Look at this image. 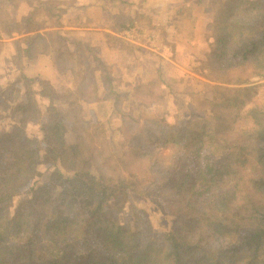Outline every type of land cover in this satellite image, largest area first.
I'll use <instances>...</instances> for the list:
<instances>
[{
    "label": "trees",
    "instance_id": "16d2710c",
    "mask_svg": "<svg viewBox=\"0 0 264 264\" xmlns=\"http://www.w3.org/2000/svg\"><path fill=\"white\" fill-rule=\"evenodd\" d=\"M2 1L21 7V0ZM198 2L213 14L207 29L214 33L201 69L211 61H234L264 79V0ZM37 3L19 19L0 7V30L19 35L13 40L18 66L23 69V57L53 53L62 74L79 76L81 67L93 71L86 56L80 59L92 49L72 44L59 29L60 18L54 17L60 1ZM124 19L116 17L117 30ZM21 69L14 81L0 84V122L5 107L24 115L0 132V264H264V109L251 107L252 126L242 129L222 112L249 99L253 86L246 78L235 77V87L211 86L215 95L199 100L208 106L177 119L169 130L161 126L156 134L132 136L133 156L146 162L140 178L134 171L112 173L97 126L88 127L78 110L81 101L99 99L95 81L63 111L54 102L51 82L27 77ZM31 121L38 124V137L26 132ZM145 121L160 125L155 118ZM157 144L174 150L168 164L154 161ZM220 154L227 159L218 164ZM248 163L249 171L235 174V165ZM159 180L165 181L169 231L154 236L131 214L121 222L128 192Z\"/></svg>",
    "mask_w": 264,
    "mask_h": 264
},
{
    "label": "rangeland",
    "instance_id": "374dc122",
    "mask_svg": "<svg viewBox=\"0 0 264 264\" xmlns=\"http://www.w3.org/2000/svg\"><path fill=\"white\" fill-rule=\"evenodd\" d=\"M204 40L206 43L201 41V45H196V53H194L196 58H191L186 62L187 64H184L186 71L183 68H171L168 71L164 69L160 72L155 69V65L160 61L155 58V54L143 52L144 54L140 56L142 64L137 74L138 83L134 82L136 78L123 76L120 71L108 70L106 67L101 69L102 67L96 59L92 66L99 70L88 71L81 67L79 76L74 75L76 87L69 86L60 80V84L55 90L54 102L59 109L64 111L67 101H71L72 96L74 99L80 97L82 88L86 92H90L92 83L95 81L99 99H92L88 102L81 101L78 110H81L88 127L97 126V139L105 141V152L110 156L111 164L114 166L112 173L127 174L128 171H134L138 177L144 178L145 172L143 171L146 162L137 160L133 156L131 137L137 133L145 136L148 131L156 134L161 126L165 130H169L171 126L177 124V119L188 118L193 112L207 107L208 105L200 106L199 100L215 95L210 92L211 86L219 84L235 87V77L238 76L246 78V84L253 86L249 99L245 98L243 105L239 107L234 105L222 110L235 128L242 129L252 126V121L247 115V111L251 107L256 105L264 109V79L254 76L250 68L239 69V67H235L234 61H211L209 67L206 65L204 70L201 69L200 63L205 60L213 46L214 33L207 29ZM89 51L86 48L85 55L90 54ZM94 52L97 53L95 50ZM146 62L153 63L154 66L147 65L145 67ZM35 72L36 70L32 69L29 73ZM108 75L111 78L109 77L106 83L108 88H105L103 81ZM128 78L133 80H127ZM130 81L135 83V86H132ZM106 91L108 97L104 98ZM232 93L234 92L229 94L232 95ZM233 103L235 102H231V104ZM40 107L43 109V106ZM3 112L5 119L0 122V132L20 123L24 117L21 114H13L10 107L2 109ZM151 118H155L160 125L154 121H145ZM141 126H144L143 129ZM25 129L29 136L38 137L40 134L38 124L34 121L29 122ZM141 141H143L142 138ZM153 149V157L156 159L154 161L157 163L168 164L172 161L174 150L171 147L157 144ZM131 159H134L132 165H130ZM215 159L218 164L224 163L227 155L220 154ZM250 168V163L243 166L235 165V174L242 175ZM164 186L165 181L159 180L158 183L147 186L141 191H129L128 200L125 202L124 211L119 220L123 222V218L131 214V220L136 216L146 222L154 236L168 232L171 216L167 212L162 198Z\"/></svg>",
    "mask_w": 264,
    "mask_h": 264
},
{
    "label": "crops",
    "instance_id": "0c3cea01",
    "mask_svg": "<svg viewBox=\"0 0 264 264\" xmlns=\"http://www.w3.org/2000/svg\"><path fill=\"white\" fill-rule=\"evenodd\" d=\"M33 1L35 3H32ZM37 1L21 0L19 9H15L9 2L2 1L0 7L8 11L13 19H19L27 13L28 7L36 6ZM59 1V15L54 17L60 18L59 29L72 44L85 43L92 49L88 55L84 52L80 59L83 60L86 56L94 71L99 70L92 66L98 59L108 70L120 71L123 76L136 78L135 83H138L137 74L142 64L140 56L145 51L151 55L155 54V58L160 60L155 65V69L160 72L171 68L185 70L184 64L189 59L196 58L195 48L202 44L201 41L206 43V26L213 16L198 0ZM117 16L125 18L123 27L118 30L115 21ZM128 27L131 32L127 37L124 31ZM147 31L156 32L154 40L153 35L147 36ZM142 32H145V37ZM18 37L17 33L8 35L0 30V84L7 85L14 81L21 69L14 59L13 40ZM20 60L24 63L21 69L23 74L27 77L43 76L51 82L55 90L60 80L69 86L74 85V74L70 71L62 74L53 53L38 54L28 60L23 57ZM147 65L154 66L149 62L144 64L145 67ZM32 69L36 70L33 74L29 73ZM135 83L132 82V86H135Z\"/></svg>",
    "mask_w": 264,
    "mask_h": 264
},
{
    "label": "built area",
    "instance_id": "2783aa9c",
    "mask_svg": "<svg viewBox=\"0 0 264 264\" xmlns=\"http://www.w3.org/2000/svg\"><path fill=\"white\" fill-rule=\"evenodd\" d=\"M130 32H131V28L130 27H128L125 31H124V33H125V35L128 37L129 35L128 34H130ZM147 33L149 34V35H147V36H151V35H153V40H154V37H156V32H154V31H147ZM142 36L143 37H145L146 35H145V32H142Z\"/></svg>",
    "mask_w": 264,
    "mask_h": 264
}]
</instances>
